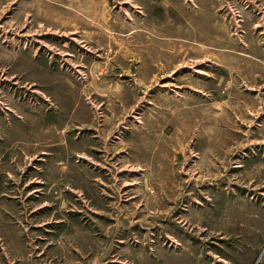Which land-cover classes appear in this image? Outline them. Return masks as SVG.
I'll use <instances>...</instances> for the list:
<instances>
[{
  "label": "rangeland",
  "instance_id": "obj_1",
  "mask_svg": "<svg viewBox=\"0 0 264 264\" xmlns=\"http://www.w3.org/2000/svg\"><path fill=\"white\" fill-rule=\"evenodd\" d=\"M262 56L264 0H0V264H264Z\"/></svg>",
  "mask_w": 264,
  "mask_h": 264
},
{
  "label": "crops",
  "instance_id": "obj_2",
  "mask_svg": "<svg viewBox=\"0 0 264 264\" xmlns=\"http://www.w3.org/2000/svg\"><path fill=\"white\" fill-rule=\"evenodd\" d=\"M255 63L262 64L264 67V58L263 56L257 59H253ZM238 104L242 107L241 103L242 97L248 98L252 104L248 105V102L245 104L244 110V121L249 123L247 126V130L251 131L253 136L247 137L241 145H244V148L239 150V159L246 160L247 158L253 157L256 163L259 162L260 170H262L264 163V78L261 80L260 84L258 82L255 83L252 87H244L238 92ZM252 98V99H251ZM37 109H35V113L37 114ZM46 113L48 112V108H46ZM241 115V112H240ZM33 126L32 130L34 131V135L36 136L39 131V126L37 123H31ZM126 128V127H123ZM122 128V129H123ZM48 129V125H40V130ZM63 130V129H62ZM47 132V131H45ZM117 146V144L115 145Z\"/></svg>",
  "mask_w": 264,
  "mask_h": 264
}]
</instances>
